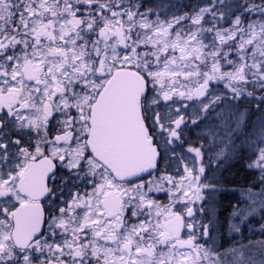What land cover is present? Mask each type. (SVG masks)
<instances>
[{
	"label": "snow or ice",
	"instance_id": "6c2138e0",
	"mask_svg": "<svg viewBox=\"0 0 264 264\" xmlns=\"http://www.w3.org/2000/svg\"><path fill=\"white\" fill-rule=\"evenodd\" d=\"M237 153L264 170V0H0V264H224Z\"/></svg>",
	"mask_w": 264,
	"mask_h": 264
},
{
	"label": "trees",
	"instance_id": "16d2710c",
	"mask_svg": "<svg viewBox=\"0 0 264 264\" xmlns=\"http://www.w3.org/2000/svg\"><path fill=\"white\" fill-rule=\"evenodd\" d=\"M221 168L206 183L219 199L215 231L224 264H264V170L238 159L220 178Z\"/></svg>",
	"mask_w": 264,
	"mask_h": 264
},
{
	"label": "flooded vegetation",
	"instance_id": "af4514ba",
	"mask_svg": "<svg viewBox=\"0 0 264 264\" xmlns=\"http://www.w3.org/2000/svg\"><path fill=\"white\" fill-rule=\"evenodd\" d=\"M207 184V183H206ZM210 187H205L204 189V200H203V204H202V208L203 211L201 212V215L199 217V219L204 222L208 227L209 230L211 232V238H210V246L215 250V251H219V248L217 246L218 244V239H217V232L215 231V227L217 225V215H215V221L212 224L211 220H210V215H209V210L207 209V204L211 203V197H210ZM207 197L209 199H207ZM201 207V205H198V209Z\"/></svg>",
	"mask_w": 264,
	"mask_h": 264
},
{
	"label": "bare ground",
	"instance_id": "6f19581e",
	"mask_svg": "<svg viewBox=\"0 0 264 264\" xmlns=\"http://www.w3.org/2000/svg\"><path fill=\"white\" fill-rule=\"evenodd\" d=\"M239 159V155L238 153L236 154V157L234 156L232 158V160H230L229 162H227L226 164H224L221 168V176L220 178H222V176H225L226 172H227V168L228 166L232 165L234 162H236L237 160ZM218 197L217 196H213L212 197V200H211V203L209 204V207L208 210H209V214L212 215V211H213V214L214 215H217L219 217V205H218ZM235 203L232 202V205H234Z\"/></svg>",
	"mask_w": 264,
	"mask_h": 264
},
{
	"label": "rangeland",
	"instance_id": "374dc122",
	"mask_svg": "<svg viewBox=\"0 0 264 264\" xmlns=\"http://www.w3.org/2000/svg\"><path fill=\"white\" fill-rule=\"evenodd\" d=\"M234 156L236 157V154H233L231 158L226 159L222 164H219V166H218V170H217V171H219V170H220V167H222L224 164H226L227 162H229L230 160H232V158H233ZM213 166H214V167H217L215 161L213 162ZM259 170H260V169H259ZM214 173H215V172H213V173L210 175V178H209L208 181H210V179H212V178L214 177ZM209 183H210V182H209ZM213 196H214V195H212V194L210 193L211 200H212V197H213ZM207 199H209V198L207 197ZM208 208H210V207H209V204H207V209H208ZM209 215H210V214H209ZM209 218H210V220H211V222H212V224H213L214 221H215V215L213 214V211H212V215H210Z\"/></svg>",
	"mask_w": 264,
	"mask_h": 264
}]
</instances>
